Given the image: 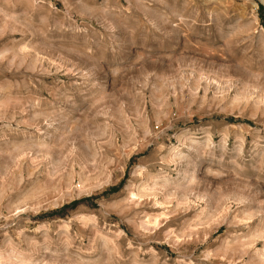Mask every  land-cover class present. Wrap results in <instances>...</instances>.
<instances>
[{"label": "rangeland", "instance_id": "obj_1", "mask_svg": "<svg viewBox=\"0 0 264 264\" xmlns=\"http://www.w3.org/2000/svg\"><path fill=\"white\" fill-rule=\"evenodd\" d=\"M0 264H264V0H0Z\"/></svg>", "mask_w": 264, "mask_h": 264}, {"label": "bare ground", "instance_id": "obj_2", "mask_svg": "<svg viewBox=\"0 0 264 264\" xmlns=\"http://www.w3.org/2000/svg\"><path fill=\"white\" fill-rule=\"evenodd\" d=\"M189 133V131L188 130H185V131H182V132H180L179 134H177L176 135V139H177V141L178 142H180L182 139H183V137H185V135H187ZM55 137V136H54ZM207 138H209V137H207ZM192 144V143H191ZM175 150V151H174ZM183 156V155H182ZM166 157H168L167 159H169V161H170V163L171 162H175L176 161V159H182V157H181V155H177L176 154V148H173V150L168 154V156H166ZM197 157V156H196ZM185 158V157H184ZM198 158V157H197ZM196 158V159H197ZM199 160V159H198ZM196 161V160H195ZM177 163V162H176ZM188 164H189V162H187ZM190 163H191V161H190ZM195 163V162H194ZM183 164V163H182ZM192 164V163H191ZM194 166V165H193ZM148 187V186H147ZM152 187V186H151ZM150 190H152V189H150ZM147 192V191H146ZM149 193L150 194H152V195H154L155 193L154 192H150L149 191ZM130 194H133L131 191H130ZM147 194V193H146ZM144 195H145V193H144ZM162 197V196H161ZM165 199H167L166 197H162V199L161 200H153L154 201V204H157V205H161V204H164V203H166V202H168L167 200H165ZM186 204V203H185ZM156 206V205H155ZM162 206V205H161ZM152 222L151 223H153V220H151ZM155 223H156V221H155ZM154 224V223H153ZM153 224H151V225H153ZM151 225H149V221L148 222H141L140 223V226L143 228V229H146V231H148V229H152V228H156V226L155 225H157V224H155V225H153V226H151ZM150 231V230H149ZM175 240V239H174Z\"/></svg>", "mask_w": 264, "mask_h": 264}]
</instances>
